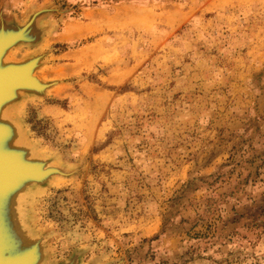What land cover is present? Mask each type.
Returning <instances> with one entry per match:
<instances>
[{"label": "rangeland", "instance_id": "1", "mask_svg": "<svg viewBox=\"0 0 264 264\" xmlns=\"http://www.w3.org/2000/svg\"><path fill=\"white\" fill-rule=\"evenodd\" d=\"M31 18L8 55L49 86L10 112L63 170L14 202L37 264H264V0H0Z\"/></svg>", "mask_w": 264, "mask_h": 264}, {"label": "bare ground", "instance_id": "2", "mask_svg": "<svg viewBox=\"0 0 264 264\" xmlns=\"http://www.w3.org/2000/svg\"><path fill=\"white\" fill-rule=\"evenodd\" d=\"M12 46L8 47L6 50L4 49L5 50L4 52L2 50H1L2 52L0 51L2 53V54H0V69L2 67L6 66L9 62H12V60L10 59V56H12V55H10V56L8 55L9 49H11ZM12 59H14V58H12ZM33 63H34V68L32 71L31 70L29 71L30 73H28V75L32 80L30 83L32 85H33V83H38L37 87H39V88H32L31 89V88H27V85H24V87H15L13 85H15L16 82H14V83L9 82L6 86L5 81L0 79V95H1L0 96V123H2L3 125L4 124L8 125L11 128V130H9L8 127H6L4 125L5 126L4 132L3 131L0 132L1 133L0 134V152L21 150L22 153L24 154V156L20 155L22 162L23 161L24 162H30V160L35 159L41 164L42 170L50 168V170L52 172L48 173L45 177H40V178H38L37 176H27V175H26V177L18 178L17 175H13L9 181H8L7 176H6L7 179L5 178L4 181H6V182L8 181L7 183L5 182V184L9 189L7 190V192H4L3 194L0 192V246H1V244H4V243L5 244L13 243V245L22 244V243H20L21 240H20V236L17 233L18 230H17V228H15V223L12 222L13 218L17 215L16 209L14 208V202H15V199L17 198L18 194H20L21 190H23L24 188L29 189L34 184L44 183L45 181H47L46 180L47 178H52V177H50V176H52V174L60 173L61 171H63V170L60 171V169H58L61 166H59L58 168H55L58 166V164H57V166H53L54 164L52 165L51 163L47 162L46 160L44 161L42 158L37 157L38 156L37 154L29 152L28 151L29 144L24 140L21 131L19 129H17V126L14 124L16 117H13V112L15 113V115L17 114V107L19 105L18 97L20 95V92L23 90H30L31 92L42 91L44 89H47L49 86L48 84H46L42 81L43 79L41 80L40 77H38L34 73V70L37 66L38 60H37V62L35 60ZM59 68L61 69V67H58L57 69H59ZM57 69L55 68L54 70H57ZM54 70H52V72H57ZM64 70H66V69H64ZM63 72H65V71H63ZM42 74H44V72ZM56 85H58L57 87H60L59 83L55 84V86ZM52 86L54 88V85H52ZM56 90L59 93L60 90L59 89H56ZM62 91H63V89H62ZM12 109H13V112L11 114L10 111H12ZM48 110H50V109H47V111ZM49 113H51V112H49ZM52 114L55 115L54 113H52ZM41 162H43L44 164L42 165ZM13 163H14V165H16L15 162H13ZM17 188L21 189V190H19L17 192L16 191ZM1 227H3V229H2L3 234L2 235H1Z\"/></svg>", "mask_w": 264, "mask_h": 264}, {"label": "water", "instance_id": "3", "mask_svg": "<svg viewBox=\"0 0 264 264\" xmlns=\"http://www.w3.org/2000/svg\"><path fill=\"white\" fill-rule=\"evenodd\" d=\"M32 20L33 18L15 28L0 24V51L2 50L4 52L8 47L16 43L28 40L29 37L26 31L32 23ZM1 52L0 54H2ZM34 61L35 58L23 62H9L0 69V79L5 81L6 86L9 82H16L15 85H13L15 87H24V85H27V88H39L37 87L38 83H33V85L30 83L32 80L28 75V73H30L29 71H32L34 68ZM4 125L0 123V132H4L5 126L11 130L8 125ZM20 155L24 156L21 150L0 152V192L2 194L9 189L5 184L6 181H4L6 176L9 181L13 175H17L18 178L26 177V175L40 178L52 172L50 168L42 170L41 164L35 159L30 160V162H22ZM12 161L15 162L17 166L14 165ZM41 163L42 165L44 164L43 162ZM19 190L21 189L17 188L16 191L18 192ZM2 229L3 227H1V235L3 234ZM17 233L20 236V243L22 244H1L0 264H37L40 258L37 245L27 246L20 233Z\"/></svg>", "mask_w": 264, "mask_h": 264}, {"label": "crops", "instance_id": "4", "mask_svg": "<svg viewBox=\"0 0 264 264\" xmlns=\"http://www.w3.org/2000/svg\"><path fill=\"white\" fill-rule=\"evenodd\" d=\"M51 111H53V112H57L55 109H52V108H51Z\"/></svg>", "mask_w": 264, "mask_h": 264}]
</instances>
